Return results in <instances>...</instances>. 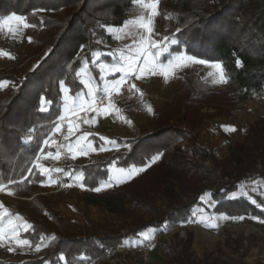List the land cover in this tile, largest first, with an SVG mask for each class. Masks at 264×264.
I'll list each match as a JSON object with an SVG mask.
<instances>
[{
	"label": "trees",
	"instance_id": "obj_1",
	"mask_svg": "<svg viewBox=\"0 0 264 264\" xmlns=\"http://www.w3.org/2000/svg\"><path fill=\"white\" fill-rule=\"evenodd\" d=\"M141 1L153 2L0 0V21L17 15L44 30L23 54L21 63H15L11 69H0V189L31 198L25 203L28 206L21 209L16 199L9 211L27 223L29 227L22 237L38 248L39 253L21 262L0 261V264H102L98 263L102 257L122 245L139 241V238L150 242L145 239L149 231L158 232L173 224L185 223L190 212L199 207L200 197L196 196L191 202L171 206L170 213L158 225L141 224L119 235H71L62 225L58 212L48 210L50 204L35 190L46 182L35 162L43 152L51 150L49 142L62 114L65 93L75 95L84 90L83 74L99 82V65L111 60L110 54L115 51L109 45L113 36L107 28L123 26L129 10ZM189 1L177 0L180 5L177 30L165 40L169 48L163 58L184 53L206 62L220 63L228 86L234 89L239 101L264 92V0H202L201 9L191 10L187 8ZM58 11L64 12L63 19L46 14ZM97 55L100 60L95 62ZM188 139H195L194 146L183 147L182 143ZM115 141L118 146H129V151L72 169L73 174L82 175L83 185L91 191L107 181L113 165L128 170L149 167L156 165L157 156L163 161L168 154L175 155L173 173L180 174L185 161L198 168L200 158L212 156L205 148H198L196 155L198 143L193 132L167 124L156 111L149 129L138 132L133 138ZM237 147L234 160L242 171L232 184L224 182L222 189L214 194L212 211L221 216L264 221V209L253 201L243 196L231 197L245 181V162L249 164L247 170L257 162L249 154L245 156L242 147ZM258 156L264 162V151ZM204 170L207 171L203 167L202 173ZM64 172L61 170V174ZM133 181L134 178L122 187L130 186ZM87 200L114 214L124 207L121 201L124 199L116 200L110 192L99 197L90 195ZM190 249L191 241L184 251H177L179 264H197L186 255Z\"/></svg>",
	"mask_w": 264,
	"mask_h": 264
},
{
	"label": "rangeland",
	"instance_id": "obj_2",
	"mask_svg": "<svg viewBox=\"0 0 264 264\" xmlns=\"http://www.w3.org/2000/svg\"><path fill=\"white\" fill-rule=\"evenodd\" d=\"M201 2L202 0H190L187 8L201 9L199 8ZM152 3L141 1L131 11L129 10V13L134 11L131 14L133 22L141 21L151 25L149 40L155 41L162 46L163 51L167 52L169 45L165 44V40L177 30L180 5L177 4V0L157 1V13L152 15L149 7ZM46 14L54 18H64L63 11ZM12 16L17 15L10 17ZM8 18L0 21V69H11L17 63H21L23 54L44 31L27 23L26 20L20 25L12 23L9 31V27L3 24ZM111 31V27L107 28V32L113 36ZM109 45L115 50L120 46L117 42H111ZM181 55L189 57L184 53ZM99 60L100 56L95 62ZM213 64L215 62L201 65L185 60L181 66L173 67L169 71L171 77L169 76L164 87L159 91L163 96L168 97V101H162L164 102L162 108L155 110L161 116V120L167 124L193 132L198 143L195 146L196 155L198 148H205L211 152V157L200 158L202 162L197 161L198 168H194L192 164L188 165L189 163L184 160V168H181L183 172L173 173L176 168L173 164L176 157L165 154L164 160L160 161L158 158L159 161H155L156 165H152L153 168L145 166L131 169V176L126 175L125 172L122 174L123 178L113 177L114 181L100 185L102 187H99L101 188L99 192L83 187L80 181L64 182V185H59L56 175L54 176L51 171H49L51 174L49 180L35 188L39 192L37 195H41L40 197L50 204L48 210L58 212L62 225L71 235H119L140 227L141 224L158 225L160 220L170 213L171 206L188 203L195 200L196 196L200 197L199 207H195L190 212L191 216L185 223L173 224L167 229L157 230L158 232L149 231L145 235L150 242L145 243L139 238V241L113 250L98 263L179 264L177 251H184L185 245L191 241L190 252L186 255L197 264H264V221L249 217L221 216L214 211L206 212L200 208L201 206L212 208L215 205L213 196L222 189L223 183L232 184L240 175L242 169L234 160L236 156L234 152L239 146L242 147L241 152L245 153V156L249 154L250 158L254 161L256 158L257 162L249 170H247L249 164L245 162L243 167L246 169L245 181L231 197L243 196L264 209L262 178L264 162L258 156L264 151V92L254 94L249 100H237L234 89L228 86L225 77V80H221L220 71L212 67ZM130 82L132 85L133 82L131 80ZM133 89L143 95L146 113L148 97L137 87ZM114 105L128 109L132 114L131 104L124 102ZM140 117L146 118L145 130L149 129L151 116L146 117L144 114ZM193 141L195 139L185 140L182 146H194ZM128 151L129 146H119L118 152ZM57 154L55 159L57 161L50 165V169L54 170L60 165V155L58 152ZM41 156L43 159L44 155ZM68 161L69 159L65 165ZM200 163L203 165L200 166ZM116 167L110 168L111 173L120 174ZM203 167L207 169L204 173H202ZM58 172L61 174L60 170ZM227 173L231 175L226 176ZM64 176L62 173L61 177ZM51 178L54 179V183ZM133 178L135 182L133 181L130 186L122 187ZM3 190L6 194H0L3 199L0 209H4L3 205H7V208L17 200L20 202L18 208H25L28 206L25 203L31 201V198L16 196L6 188ZM109 192L116 200H120L121 197L124 199L121 200L124 202V207L117 214L87 200L90 195L99 197ZM195 215L198 218L197 222H193ZM15 217L21 220L20 217ZM210 219L214 221L213 225L208 224ZM139 247L150 250L146 259ZM12 252L9 255L19 259L18 250L13 249Z\"/></svg>",
	"mask_w": 264,
	"mask_h": 264
},
{
	"label": "crops",
	"instance_id": "obj_3",
	"mask_svg": "<svg viewBox=\"0 0 264 264\" xmlns=\"http://www.w3.org/2000/svg\"><path fill=\"white\" fill-rule=\"evenodd\" d=\"M132 12L129 13L128 20L123 26L111 27L112 31L110 33L114 37L113 42L114 43L117 42L118 44H120V46L115 51L114 50L112 51V54H110L111 60L104 61V64H108V65L120 64L121 61L119 57L122 53L125 55L135 54V49L138 47L141 37H144L149 40V33L147 32V29L141 26L144 23L141 21H137V22L132 21V15H131ZM160 47L163 50L162 46ZM151 50L154 52L156 51L155 48ZM165 53L166 51H163V55L157 57L159 63L167 64V60L171 59L170 58L171 56L167 58H163ZM177 55H181V54H177ZM170 74L171 73H169L167 77H165L163 72H160L158 70L156 75H152L148 72H145L140 79H137L135 76H132L128 79L131 80L133 84H135V86L138 88L139 91H141L143 94H145L148 97L147 109L145 113L146 117L150 115L151 116L150 119H152L154 111L162 108V104L164 103L162 101H168V97L166 98L159 91L164 87L165 83L169 79ZM101 75L104 76V79L100 78ZM81 78L84 84V90L75 95L66 92L64 96L62 114L60 119L67 120L66 122L67 132L65 134L63 144L67 148L68 144L74 145L79 137L86 136L87 138L83 140L82 143L85 146L90 144L91 147L87 148L86 152H80L76 149H73V151L70 152L67 148L69 153V161L63 168L61 167L62 168L61 170L62 172L65 171L64 178L66 183L80 181L82 186L84 187L82 183V175L73 174L72 169L78 166L89 164L95 160L106 161L111 155L117 153L119 150V146L116 144L115 140L130 139L135 137V135L138 132L145 131L147 120L146 118L144 119L141 117H137V118L134 117L130 112H128V109H123L118 105L109 106V111L107 113L103 111L104 108L96 107L97 110L95 111L92 109H86L84 110L87 111L85 118L79 117V115L84 111H80L77 113H71L69 111H66V109L73 104L79 105L82 98L84 100H90L89 87L96 90V95L99 99L101 94L104 91H106V85L110 86L113 82L121 79L122 73H115L114 75H109L107 71H105L104 73H101L100 71L98 83H96L93 79H91V77L87 74H84ZM109 90L111 91L112 89L109 88ZM149 108L152 109L151 112L148 111ZM85 121H89V123H86ZM70 124L76 126L71 134H69L68 132V128ZM57 126L59 125L58 124L56 125L54 132H56ZM100 137H105L106 141L109 142L107 143L103 151H101L100 148L102 145L105 144V141L100 140ZM55 143L56 142L52 137L49 142V147L51 148V150L43 152L42 155H44V158L41 159L42 157L41 156L40 160H37L35 162L36 169L46 177L47 181L51 176L49 172L51 170L50 165L53 164V162L57 161L55 160L58 155L57 149L55 147ZM111 167H116V165H113ZM40 168H47L48 171L46 173H42L40 171ZM116 168L121 169L119 167ZM125 172L128 173L131 171L127 169ZM116 176H120L121 178L124 177V175L122 176L121 173L114 174L111 173L110 171L109 179L107 181L102 182L101 185H105L109 181L110 182L114 181L113 177L117 178ZM51 181L54 183L53 178H51ZM2 200L3 199L0 197V203ZM3 206L2 207L4 209H0V217L3 218L2 225L0 226H2L6 231L3 239H0V261L12 262V263L24 261L27 259L28 256H33L37 254V252H39V249L34 247L29 240H28L29 244L27 245H22L18 243L19 240L25 239L22 237V235L28 229V227L25 228V225H27V223L23 222L22 220L19 221L17 217L10 214L9 207L11 205H9L7 208H6L7 205H3ZM213 207L206 208L205 206H201L200 208L207 212V210L212 211ZM193 219H194L193 222L198 221L196 215L193 217ZM9 221H11L12 227L18 228V235L16 239H11L10 237L11 228L9 227ZM213 222L214 221L210 219L208 221V224L213 225L214 224ZM13 249L18 250L17 253H19L18 254L19 259L13 258L9 255V253H13L12 252Z\"/></svg>",
	"mask_w": 264,
	"mask_h": 264
},
{
	"label": "snow or ice",
	"instance_id": "obj_4",
	"mask_svg": "<svg viewBox=\"0 0 264 264\" xmlns=\"http://www.w3.org/2000/svg\"><path fill=\"white\" fill-rule=\"evenodd\" d=\"M149 7L152 10V15H156L157 13V0H153V3L149 5ZM16 23L18 25L20 24H24V18L23 17H19V16H12L9 17L7 20H5L3 22L5 27H9V31H11V27L10 25L12 23ZM27 26V25H25ZM142 27L147 29V32L149 33V35L151 34L152 28L150 24H142ZM172 43H176V41H172ZM155 48L156 51H152L151 49ZM163 55V50L161 49V47L156 44L155 41H150L144 37H141L140 39V43L138 45V47L135 49V54L134 55H125V54H121L119 59L121 61L120 64L118 65H108V64H100L99 68L101 73H104L105 71L108 72L109 75H114L115 73H122V78L113 82L110 86L106 85V95L108 97L111 96V91L109 90H116L119 91V89L121 88V86L127 82V80L132 77L135 76L137 79H140L143 74L145 72H148L152 75H156L157 71L159 70L160 72H163L164 76L167 77V75L169 74V71L173 68V67H179L183 64V62L185 60H189L195 64H206L207 62L200 59V60H195L192 57H186L184 55H177L174 58L168 59L167 60V64H162L159 63L157 57ZM98 55L96 57V59H98ZM212 67H214L215 69L220 71V78L221 80H225L224 78V74H223V66L220 63H215L213 65H211ZM101 79H104V76L101 75L100 77ZM226 82V80H225ZM135 84L131 85V88H135ZM89 96H90V100H84L83 98L81 99V102L79 103V105L73 104L71 105L69 108L66 109V111H69L71 113H77L80 111H84L86 109H92V110H97L96 109V105H97V101H98V97L96 95V90L89 87ZM103 111L105 113H107L109 111V107H104ZM149 112L152 111L151 108L148 109ZM86 123H89V121H85ZM76 126L73 124L69 125L68 128V132L69 134L72 133L73 129ZM232 131H235V129H231ZM56 131H60L59 126H57ZM87 137L86 136H81L77 139L76 143L73 144H68L67 148L68 150L71 152L73 151V149H76L80 152H86L87 148H90L91 145H87L85 146L82 141L85 140ZM67 139V137H66ZM100 140L105 141V144L101 146L100 150L103 151L105 146L107 145V143H109L108 141H106L105 137H100ZM51 155V154H49ZM157 159L159 158L158 156L156 157ZM40 171L42 173H46L48 171L47 168H40ZM118 171L121 174H125V170L123 168L118 169ZM126 175L131 176L132 173H126ZM120 177H118L119 179ZM95 191L99 192L101 191V188H95ZM3 222V218L0 217V225H2ZM9 227L11 228V232H10V237L11 239H16L17 235H18V228L16 227H12L11 225V221H9ZM29 227L28 225H25V228ZM5 229L0 226V239H3L4 234H5ZM145 239H148V237L145 235ZM19 244L22 245H27L29 244V241L27 239L24 240H19L18 241ZM11 250V249H9ZM62 259V258H61Z\"/></svg>",
	"mask_w": 264,
	"mask_h": 264
},
{
	"label": "built area",
	"instance_id": "obj_5",
	"mask_svg": "<svg viewBox=\"0 0 264 264\" xmlns=\"http://www.w3.org/2000/svg\"><path fill=\"white\" fill-rule=\"evenodd\" d=\"M130 83H131L130 80H127V82L121 86L119 91L112 90L110 97L106 95V91H105L98 99L96 107L104 108L110 105L127 102L131 104L132 106L131 112L134 116L140 117L144 115L146 108L145 99L142 94L138 93L137 91H135V89L131 88ZM86 114L87 111H84L79 115V117L85 118ZM66 122H67L66 119H59L57 124L59 125L60 131L58 132L56 131L53 134V138L56 142L55 147L60 155V161H59L60 165H58L57 168L58 167L63 168L65 166V162L69 159L68 150L63 144L65 134L67 132ZM57 168L55 167L54 170L51 169L50 171L52 172V174H54V176L56 175L59 185H64L65 178L61 177V174L58 172L59 169ZM0 194H6L5 190L3 189L0 190ZM139 249L142 252L144 258L146 259L149 255L150 250L145 247H139Z\"/></svg>",
	"mask_w": 264,
	"mask_h": 264
}]
</instances>
